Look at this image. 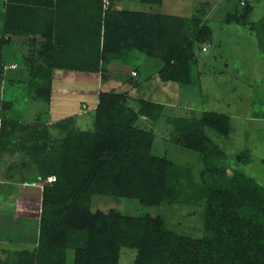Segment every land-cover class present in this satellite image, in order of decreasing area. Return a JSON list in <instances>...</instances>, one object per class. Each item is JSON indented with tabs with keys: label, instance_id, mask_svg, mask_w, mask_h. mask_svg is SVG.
I'll list each match as a JSON object with an SVG mask.
<instances>
[{
	"label": "trees",
	"instance_id": "16d2710c",
	"mask_svg": "<svg viewBox=\"0 0 264 264\" xmlns=\"http://www.w3.org/2000/svg\"><path fill=\"white\" fill-rule=\"evenodd\" d=\"M253 11L248 3L225 20L254 32L264 53V17L251 21ZM208 22L206 15L121 9L116 0L107 6L104 0H0V154L10 145L23 150L41 180L56 178L42 187L34 229L21 232L31 247L13 249L7 244L18 242L1 238L0 264H119L123 247L137 250L134 264H264V186L238 168L252 162L251 151L235 153L232 165L226 148L208 133L231 137L228 113L166 116L171 141L200 154V181L189 167L155 155V134L137 124L141 116H163L169 95L139 98L135 109L128 91L101 88L93 127L81 129L63 120L58 135L45 125L4 116L15 101L25 99L4 96L9 68L21 65L29 73L26 98L50 102L56 69L99 74L103 83L112 62L126 61L135 52L159 60L150 81L175 83L179 96L193 93L201 99L197 51L212 39ZM132 72L127 82L135 88L141 85L140 70ZM95 195L150 206H197L202 235L177 232L161 215L93 210Z\"/></svg>",
	"mask_w": 264,
	"mask_h": 264
},
{
	"label": "rangeland",
	"instance_id": "374dc122",
	"mask_svg": "<svg viewBox=\"0 0 264 264\" xmlns=\"http://www.w3.org/2000/svg\"><path fill=\"white\" fill-rule=\"evenodd\" d=\"M116 1L119 8L127 10L186 16L206 15L213 30L212 41L199 44L197 51L200 57L198 69L201 77V99L193 93H183L176 98L177 85L175 83L150 81L151 76L158 71L157 66L160 62L143 53H132L126 61H114L110 65L109 78L104 81L102 88L104 90L115 89L120 92L128 91V94L132 95L129 103L135 109H138L137 99L150 97L152 91H163L165 96H170L168 102L166 101L168 106L158 120L141 116L137 122L140 127L155 134L153 153L166 156L178 165L189 167L194 180L200 181L203 168L200 154L171 141L172 126L167 122L166 116L198 118L204 110L228 113L233 124L231 137H220L211 129H208V133L214 141L226 148L228 161L232 165H235L233 160L235 153L249 148L252 162L240 165L238 168L264 186V53L260 50L258 38L254 32L242 23L225 20L228 13L241 11L248 3L254 6L251 21L261 20L264 17V0H163L160 5H150L140 0ZM204 47L207 48L205 51ZM137 68L140 70L138 82L143 83V86L131 93L132 84L127 82V78L131 73L134 75L132 71ZM22 72L23 75L26 74V70L20 65L18 69H7L5 74L6 78H14L21 77ZM166 86H170L172 91H169ZM197 89L198 87L195 88ZM7 90L14 95L13 97L6 95L7 99L12 100L17 95L16 99L21 100V97L27 96L26 84L14 85ZM195 92L197 95L198 90ZM173 95L175 98H172ZM15 102L13 115L17 118L28 119L32 115L31 110L36 109L34 103L29 102L30 104L24 105L22 102ZM36 102L43 104L41 101ZM25 108L29 109L27 113L24 112ZM93 117V114L86 115V122L81 123L80 121V128L91 129ZM3 164L0 165V173L4 168L6 170L13 166L12 161ZM9 193L10 197H6L3 203L0 202V212L5 214L3 218H0V225H2L0 235L9 240L16 236L17 242L25 243L20 232L34 229L40 208L36 207L37 201L33 198L25 200L22 197L18 198L15 191ZM92 208L103 211L116 209L123 214L134 216L161 215L168 227L177 232L194 236L202 235V209L194 205L163 203L150 206L141 204L135 199L95 195ZM17 224L18 228H14ZM17 229L19 236L15 233ZM25 244L8 243L7 245L12 246L13 249H22L32 245ZM136 254V249L123 247L119 264H134Z\"/></svg>",
	"mask_w": 264,
	"mask_h": 264
},
{
	"label": "crops",
	"instance_id": "0c3cea01",
	"mask_svg": "<svg viewBox=\"0 0 264 264\" xmlns=\"http://www.w3.org/2000/svg\"><path fill=\"white\" fill-rule=\"evenodd\" d=\"M159 66L160 63L158 64L157 69ZM18 68L19 66L17 68L9 69L13 70ZM156 74L157 72L155 75ZM21 75V77L14 78H6L5 76V97H7L6 95H10L12 97L14 96L9 90H7V88L19 84H26L27 87L29 73L26 71V74L24 73L23 75L22 72ZM155 75H152L151 77L155 78ZM103 83L99 74L56 69L53 75L52 97L50 102L41 101L43 104H37L38 102L25 97L24 101L18 102H22L24 105H28L30 103H34L36 105V109L31 110L32 115L30 118H17L13 115L16 102L13 103L12 107L4 111V116L8 119L18 120L21 123H37L40 125H45L49 127V130L53 135H58V123L63 120L70 119L75 127L80 128L79 124L86 122V115L93 114L94 116V110L98 103L99 91L101 90ZM142 84L140 86H143ZM140 86L133 88L130 90V92H135L134 90H136V88H140ZM150 95L153 98L161 100L165 98L163 96V91L161 94L159 92L152 91ZM177 95H179L178 92ZM129 96L132 97L131 94ZM16 97L17 95H15L13 99L18 100ZM149 98L151 97H147L146 99ZM28 110V108H25L24 112L27 113ZM19 114H21V112H19ZM9 161H12L13 163L12 168H8L6 170L4 168L0 173V202L3 203L6 201V197H10V191H15L18 194V198L22 197L25 200L29 198L35 199L37 201L36 207L40 208L41 190L46 184V181L40 179L36 167L33 165V163L30 161V158L23 150H12L11 145L9 147H5L0 154V165ZM13 202L15 203V200H13ZM3 216H5L4 212H0V218H3ZM29 216L32 215L29 214ZM14 228H18V224L14 225ZM1 231L2 225H0V233ZM17 232L18 229L15 231V233L17 234ZM2 237L4 236L0 235V239ZM11 239L12 240L10 241L14 240L13 238ZM13 242H17V240L15 239ZM18 244L20 243L18 242Z\"/></svg>",
	"mask_w": 264,
	"mask_h": 264
},
{
	"label": "built area",
	"instance_id": "2783aa9c",
	"mask_svg": "<svg viewBox=\"0 0 264 264\" xmlns=\"http://www.w3.org/2000/svg\"><path fill=\"white\" fill-rule=\"evenodd\" d=\"M104 2H105V5H106V6L109 4V0H104ZM204 50H206V47H204ZM12 67H16V65H12ZM134 75H135V73H134ZM55 179H56V178H55L54 176H50V177L47 179L46 183H50V182L54 181Z\"/></svg>",
	"mask_w": 264,
	"mask_h": 264
}]
</instances>
